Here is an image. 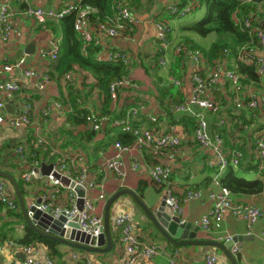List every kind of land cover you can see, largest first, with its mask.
<instances>
[{
	"label": "crops",
	"instance_id": "0c3cea01",
	"mask_svg": "<svg viewBox=\"0 0 264 264\" xmlns=\"http://www.w3.org/2000/svg\"><path fill=\"white\" fill-rule=\"evenodd\" d=\"M11 1L16 16L12 23L10 37L6 41H0V82H18L21 85V90L5 100L6 105H10V111L0 109V115L3 116L6 112L16 114L20 112L25 103H30L33 106L32 120L34 123H39L43 118L42 111L45 109L50 110V116L46 118L47 122L43 134L51 145V151L55 153L52 160L60 155H70L77 152L85 155L89 167L87 182L97 181L100 183L101 188L93 191L95 196L100 192L105 194V200L97 202L95 205L97 214L104 217L108 201L121 190H132L149 203L160 201L164 196V192L151 182L148 177V170L157 164L164 165L172 170V182L177 196L181 200L183 208V213L180 216L181 222L190 223L193 228H199L197 236L200 239L225 243L229 239L238 238L239 240L231 249L232 251L235 246L239 249L236 253L238 264H264V185L263 191L257 194H235L231 192V198L235 204L251 205L261 210L262 216L256 224L249 227L245 217L226 214L220 222H213L207 233L203 232L199 222L214 207V201L209 198V193L219 192L222 186L226 187L222 181L227 169L217 177L219 170L214 164V153L210 149L201 148L194 139L197 125L196 115L201 114L208 123L210 134L219 132L222 134L228 148L243 153V161L238 168L234 169L235 172L248 180H261L264 184V174L262 175L258 171L259 163L255 153V132L264 128V101L253 114L251 112L247 114L248 110H237L232 100L231 82L226 77H221L214 90V97L222 103V107L218 111H204L198 106H191L192 113H172L170 110L168 111L171 96L175 101L176 99H182L181 102L175 103H182L192 94L193 90L192 63L188 58H185L187 67L185 79L181 80L174 75L178 57L174 53L175 45L191 43L197 47L196 49L208 50L216 40L217 36L215 34L201 37L188 30L189 26L205 17L207 14L206 6L198 0H187L186 4L190 2L193 7L192 13L184 17H177L170 13V9L173 6L172 4L178 0H127L140 24L126 28L122 38L112 40L100 33L97 27L107 19H115L116 6L114 7V5L115 3L117 5V0H113L111 13L107 11L102 14L97 9L85 6L83 0H71L80 3L83 10L88 14L86 32L93 41L88 44L84 41L83 36L77 32L86 46L96 47L95 38L98 35L105 48L112 47L127 52L131 56L129 77L135 81L137 86L120 91L117 100L112 102L111 109L115 113H119L123 108H129L128 111L138 109L139 115L134 119L137 125H148L161 133L177 134L182 140L181 145L173 149H165L159 152L145 149L140 153L137 149L132 148L130 151L122 153L120 160L128 170V174L126 177L120 178L115 174L105 172L101 168V164L106 159L114 158L117 155V149L114 147L115 142L99 149L96 161L92 160L91 157V153L95 148L93 142H87L84 138L82 141L86 148L77 146L75 139L86 133L76 135L84 131L74 134L75 138H69L67 135L66 124L69 123V115L74 112L73 105L69 102L70 87L72 89L71 93H74V90L79 91L77 104L81 109H85L87 112L91 110L100 112L102 107L101 98L91 91L93 77L87 75L89 78L86 79L85 75L81 76L82 78L78 80L77 84L68 87V89H65L66 87L62 82L56 78H51L50 82L45 84L44 89H41V80L27 78L23 75L25 70L32 67L45 72L53 70V61L42 59L38 52L41 48H47L51 36L61 39L51 28V23H59L61 20L59 22L50 20L46 25L38 24L20 14L23 10L22 4H19L16 0ZM32 1L33 5L44 6L46 9H62L69 0ZM247 5L252 6L249 12L251 14H248V17L253 19L256 26L264 29V0H253ZM246 14V12L239 10L235 15V21L240 28L241 21ZM157 21H165L171 29L169 36L171 46L168 47L169 64L166 67H162L158 63L159 46L156 41L155 29ZM132 37L134 40L131 39ZM30 43H35L36 51L33 55L25 53V48ZM258 52L264 56V49L258 50ZM96 54L94 55L95 59ZM22 58H25V64L21 70L4 72L5 65L15 64ZM227 58L224 60L223 66L225 69L230 70L234 59L228 56ZM210 68L211 65L206 63L202 72L207 74ZM182 75L181 70L178 72V76ZM173 79L181 80L182 87L176 88L172 85L170 82ZM263 82L262 88H264ZM167 88H173L175 93V95L170 94L168 98V108L167 101L162 96V91ZM243 99L246 98L243 97ZM57 103L61 104L62 107L58 108ZM234 115L245 117L244 121L247 122L245 125H249L250 128L248 130L244 128V130L235 129L232 125ZM152 116L158 119L157 123H151L149 117ZM221 119H226L227 122L217 129L216 124ZM109 125H104L102 131L97 133L96 143L99 140L108 138L106 129ZM20 147L24 148L27 155V163L25 164H21L20 156L17 153V149ZM36 149H38V146L33 127L13 128L7 125L0 127V171H6L15 176L20 184L28 208L40 199L46 191L54 192L56 206L64 207L67 202L66 192L62 189L53 188L47 183L44 176L36 179L31 184H25L21 179L22 173L31 168L32 159L36 156L35 152L40 150V148L38 151ZM41 159L43 158L41 157ZM134 162L139 163L137 170L131 169ZM0 183L5 184L9 196L18 202L15 189L10 181L0 178ZM188 191H201L203 197L200 200H186L185 196ZM134 207L135 201L129 195H123L111 206L110 218L115 247L110 253H90L59 243L55 246L57 250L55 253L47 243L33 239V230L28 229L20 205L17 211L5 213L3 205L0 203V234L5 239H13L19 245L15 249H6L0 253V264H12L16 259H22L24 255L22 246L28 242L35 247L33 258L42 264H46L48 258H53L56 264H86L87 261H91L92 264H125L129 255L123 248L117 247L119 235L115 228L116 219L124 214L130 215L134 219V228L137 235L147 242L157 244L160 248L157 257L141 261L138 264H204V257L209 253L217 256L218 264H231L226 254L215 247L173 245L164 239L151 223L144 221L143 212L136 215ZM186 235L189 236L190 233Z\"/></svg>",
	"mask_w": 264,
	"mask_h": 264
},
{
	"label": "built area",
	"instance_id": "2783aa9c",
	"mask_svg": "<svg viewBox=\"0 0 264 264\" xmlns=\"http://www.w3.org/2000/svg\"><path fill=\"white\" fill-rule=\"evenodd\" d=\"M19 4L23 5L21 15L24 18L31 19L38 24L46 25L48 21L52 20L59 22L68 15H75L74 29L81 34L84 41L88 44L93 41L90 35L86 32L88 23V14L83 10L82 5L75 1H67L62 9H46L44 6L33 5L32 0H16ZM180 1H175L170 9V13L177 17H184L192 13L193 7L190 2L184 6H180ZM241 5L248 4L253 0H237ZM11 0H0V41H6L12 33V23L15 19L16 12L14 10ZM139 21L135 18L133 9L127 0H117L116 17L115 19H107L105 22L100 23L97 27L98 31L109 39L122 38L126 28L139 25ZM241 30L246 33L250 40L247 44L240 47L234 58L232 68L227 70L224 68L221 61H215L211 65L207 74H204L203 66L207 63L203 52L199 49H186L183 44H176L174 53L180 55L185 52V57L192 63V94L182 103H175V99L171 96L169 103V110L172 113H192L191 106H198L204 111H218L222 107L214 97V90L216 89L221 77H226L232 85V100L235 108L239 111L248 110L252 114L255 113L264 101V88L257 87L256 84L243 85L241 76L237 69L240 63L246 65H254L257 68V73L264 80V56L260 55L258 50L264 49V29L256 26L250 17H246L241 21ZM156 41L159 46V65L166 67L169 64L168 47L171 46L170 26L165 21H157L155 24ZM15 33V32H14ZM99 33V35H100ZM134 40V38H131ZM95 45L100 50L96 54V60L103 63H123L124 65H131V56L127 52L116 50L112 47L103 45L101 38L97 35L95 38ZM61 49V41L59 38L50 37L46 49L39 50V56L44 60L57 61ZM226 54H229L226 51ZM25 64V58L20 59L12 65H5L4 72H14L21 70ZM27 78L41 80V89H44L46 83H49L51 76L48 72L36 69L34 67L27 69L23 72ZM65 80L69 85L74 86L77 84L81 77L75 71H69L64 75ZM176 88L182 87V81L173 79L170 82ZM137 86L135 81L128 77L118 79L110 85V95L113 101L117 100L120 91L130 89ZM21 90V85L15 81L0 82V109H6L5 100ZM243 97L246 99L244 100ZM56 106L61 108L62 105L57 103ZM33 106L30 103H25L20 112L11 114L6 112L5 115H0V127L7 125L13 128L33 127L36 133L37 146L48 156L45 159H38L36 156L32 159L31 168L22 173L21 179L25 184H31L36 179L41 177L37 176L36 168H41L45 163L46 165H53V169L49 175L44 176L47 183L53 188L62 189L66 192L67 202L64 207H58L55 204L56 196L52 191H46L41 197L39 204L33 203L31 207H36L37 210L49 214L55 219L64 215L67 219V224L78 218V230L91 238H98L104 227V217L95 212V205L97 202L105 200V194L100 192L94 195L93 191L101 188L97 181L87 182L89 176V167L87 165V158L81 152L70 155H60L52 160L55 154L51 151V145L43 134L46 125V118L50 116V110L45 109L42 111L43 118L41 122L34 123L32 120ZM139 115L138 109L128 111L127 115L120 119L112 120L109 116L100 115L96 111H89L85 115V123L83 125L66 124V129L78 134L82 131L100 132L104 125L110 124L112 127L120 128L123 132L129 133L133 136V142L124 145L121 142L114 144L117 149V155L114 158L106 159L101 164V168L108 173L115 174L120 178L126 177L128 170L123 166L120 156L122 153L130 151L132 148L142 153L143 150L149 149L159 152L165 149L177 148L181 145V138L173 133H161L159 130L153 129L148 125L135 126L133 121ZM197 125L194 133V139L198 145L203 149H210L214 153V164L218 167L221 175L229 167L238 168L243 161L244 155L239 150H232L225 145V140L219 132L212 134L208 131V123L203 115H196ZM151 123L155 124L158 119L154 116L149 117ZM226 119H221L217 122L216 128L226 124ZM244 129H249V125H243ZM20 156L21 164L27 163V155L24 148L17 149ZM255 153L258 159V171L264 174V128L255 132ZM139 163L134 162L131 166L132 170H137ZM68 178L71 182H75L85 188V196L83 199V209L79 210L77 207L78 200L80 199L76 191L70 185H64L62 179L57 175ZM148 177L153 184L164 192L166 205L169 206L172 214L180 218L183 213L181 200L177 196L176 189L172 182V170L170 167L164 165H154L148 170ZM218 183V182H217ZM93 194V195H92ZM203 197L201 191H188L186 193V200H200ZM209 198L214 201L213 209L204 215L199 226L203 232L207 233L211 229L213 222H220L226 214H231L236 217H245L249 227L256 224L262 212L258 207L235 204L231 198V191L227 187H221L219 192L209 193ZM0 203L3 205L4 212L17 211L19 209L18 202L13 199L6 191L4 183H0ZM30 207V208H31ZM30 210V209H29ZM32 216L33 212L28 211ZM115 228L118 232L117 247L124 249L129 255L125 264H138L141 261L154 259L159 255V246L153 242H147L135 233L134 219L124 214L119 216L115 222ZM19 245L13 239H5L0 234V253L6 249H15ZM24 259H16L12 264H42L40 261L33 258L35 247L33 244H26L22 246ZM239 251L235 246L232 253L236 255ZM46 264H56L53 258H48ZM86 264H92L87 261ZM204 264H218V258L214 254H207L204 257Z\"/></svg>",
	"mask_w": 264,
	"mask_h": 264
},
{
	"label": "trees",
	"instance_id": "16d2710c",
	"mask_svg": "<svg viewBox=\"0 0 264 264\" xmlns=\"http://www.w3.org/2000/svg\"><path fill=\"white\" fill-rule=\"evenodd\" d=\"M198 1L206 6L207 14L202 20L189 26L188 30L198 34L201 37H207L210 34H215L217 36L216 40L212 43L208 50L201 49L207 60V63L210 65H213L215 61H221L223 63L225 59H228L227 56L234 59L238 49L247 44L250 40L249 36L241 31V28L236 23L235 15L239 12V10H241L242 12L247 13L244 17H248V14H251L249 12L250 9H252V6L247 4L241 5L237 0ZM186 2L187 0H181L179 4L180 6H184ZM83 4L90 8L97 9L101 14L106 13L107 11L111 13L113 0H83ZM115 6L116 3L114 7ZM74 20L75 15H68L64 17L59 23H51L53 32L61 38V49L58 60L53 62V70L48 72V74L51 76V78H56L58 81L62 82V84L66 87L65 89H68V87L71 86L64 78V75L69 71H75L81 76L85 75L86 79L89 78L87 75L93 77L94 81L91 91L98 94L102 101V107L99 114L103 116H109L112 120L125 117L129 108H123L119 113H115L111 109L113 100L110 95V85L112 82L118 79L128 78L131 72V65H124L123 63L114 64L98 62L94 55L100 50V48L95 46L88 47L85 45L82 38L74 29ZM185 47L186 49L197 48L191 43H186ZM226 51H228L229 54H226ZM185 58V52L178 55L176 60V68L174 70V75L181 80L185 79V75L187 73ZM181 70L183 75L178 76V72ZM237 71L241 76L243 85L254 83L259 87L262 86V79L258 75L257 68L254 65L240 63ZM71 91L72 89L70 87L69 102H71L73 105L74 112L73 114L69 115V124L75 126L83 125L85 123V115L87 114V110L81 109L77 104L79 91L74 90V93L76 94L71 93ZM170 94L175 95L173 88H167L166 90L162 91V96L165 98V101H167V108ZM181 101L182 99H176V102ZM246 113L248 114L249 111ZM232 118L234 119L232 125H234L235 129H243V125L247 123L244 121L245 117L243 116L236 117V115H234ZM133 124L138 126L135 121H133ZM106 130V136L108 138H106V140H99L97 143L95 142L97 132L86 130L76 135L79 136L86 133L85 135L80 136L78 139H75V141H77V146L86 148L82 141L84 138L87 142H93L95 148L93 149V152L90 153L92 160L97 161L99 149L103 148L105 145H109L112 142H121L124 145H128L133 142V136L129 133L123 132L120 128H115L109 125ZM67 135L69 138H75L73 132L67 131ZM38 150L39 147L36 149V151ZM35 154L38 159H41V157L45 159L48 156L41 149L38 152H35ZM234 169L235 168L233 167H229L222 181L223 185L228 187L231 192L235 194H257L263 191V181H252L243 178L239 176ZM32 234L34 235L33 239H38L39 241L47 243L53 252H57L55 246L58 245V243L46 239L34 231ZM25 244L30 243L28 242Z\"/></svg>",
	"mask_w": 264,
	"mask_h": 264
},
{
	"label": "water",
	"instance_id": "95a60500",
	"mask_svg": "<svg viewBox=\"0 0 264 264\" xmlns=\"http://www.w3.org/2000/svg\"><path fill=\"white\" fill-rule=\"evenodd\" d=\"M35 43H30L25 48L27 55L35 54ZM6 110L10 111V105H6ZM53 169V165H46L45 163L41 168H36L35 171L38 177L47 176ZM62 179L64 185H70L79 196L77 207L79 210L83 209V197L85 196V188L81 185L71 182L68 178L61 175H57ZM0 178H5L13 185L17 200L20 205L21 212L27 226L38 233L40 236L81 251L90 253H110L115 247V241L113 239L112 223H111V206L123 195H129L131 199L135 201L134 212L139 215L140 212L144 213V221L151 223L154 229L167 241L171 242L175 246H211L223 251L231 264H238V259L231 251L234 244L239 240L238 238L229 239L225 243H220L214 240L200 239L197 234L199 228H193L192 224L181 222V219L174 216L166 205L165 197L158 201L149 203L145 201L141 196L132 190H121L116 193L107 203L104 215V227L101 235L96 238H91L89 235L82 233L78 230V224L76 223L78 218L67 224L68 228H65L67 223L66 217L61 215L57 219L49 214L43 213L36 209V207L28 208V205L24 199L23 193L20 188V184L11 173L6 171H0ZM40 199L34 203L39 204ZM30 209V210H29ZM28 211H32L33 215L30 216ZM190 233V235H186ZM24 259V255L22 257Z\"/></svg>",
	"mask_w": 264,
	"mask_h": 264
},
{
	"label": "rangeland",
	"instance_id": "374dc122",
	"mask_svg": "<svg viewBox=\"0 0 264 264\" xmlns=\"http://www.w3.org/2000/svg\"><path fill=\"white\" fill-rule=\"evenodd\" d=\"M180 41H183V40H180Z\"/></svg>",
	"mask_w": 264,
	"mask_h": 264
}]
</instances>
